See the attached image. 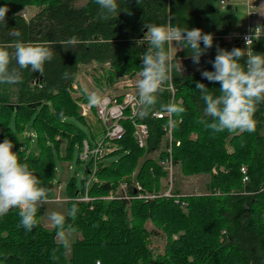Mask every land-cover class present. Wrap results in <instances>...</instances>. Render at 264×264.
Wrapping results in <instances>:
<instances>
[{"label":"trees","instance_id":"trees-1","mask_svg":"<svg viewBox=\"0 0 264 264\" xmlns=\"http://www.w3.org/2000/svg\"><path fill=\"white\" fill-rule=\"evenodd\" d=\"M219 4L220 0H124L125 11L105 20L100 18L96 0L81 7L75 6V0H0V6L7 7L5 20L0 21V49L11 57L20 41L46 46L53 52L43 74L19 70L11 60L9 67L20 71V81L0 85V141L7 138L13 142L12 150L37 176L47 199L54 196L57 158L60 162L73 161L79 146L76 162H83L79 156L85 133L76 122H84V118L72 96L80 66L110 64L114 73L108 72L109 85L118 76L135 75L141 71V56L150 47L141 41L147 32L145 25L170 21L174 26L198 27L212 34L213 47L204 54L209 59L202 67L212 70L209 61L217 46L234 47L225 38L232 26ZM30 5L38 10L27 20L20 11ZM14 32L20 35H11ZM69 39L75 43L65 49L61 42ZM252 51L264 53V36L254 42ZM189 58L187 49L180 50L174 59L180 61L181 74H172L165 91L157 94L156 104L140 106L149 112L146 118L137 117V122L149 128L146 147L138 145L134 126L129 119L124 120L126 132L117 141V150L98 162V180L89 187L88 194L96 199L92 209L90 202L72 199L68 203V211L73 203L78 207L77 214L65 221V230L78 234L72 256L68 259L65 246L57 242V229L42 225L41 204L37 207V226L31 232L20 225L19 209L0 216V264H264V102L255 104L251 133L214 132L202 123L208 118L203 117L204 104L195 84L204 83L213 95H219V84L209 83L199 71L189 69ZM245 59L241 58L242 65ZM65 72L69 73L67 78ZM33 104L36 107H31ZM167 104L184 108L183 113L173 114L172 134L180 141L179 146L172 145L173 161L186 176H209L206 187L210 194L181 196L179 203L173 197L99 199L116 191L122 182L128 184L129 193H134L135 180L144 191L162 189L167 173L160 162L169 155L165 130L169 121L157 119L153 113ZM31 128L38 134L37 146L32 148L28 139H21ZM193 134L197 137L192 138ZM23 142L27 150L21 151ZM156 151L158 157L150 158ZM115 155L117 159L112 161ZM91 166L87 161L81 189L70 179V197L85 192ZM242 166L250 178L245 184Z\"/></svg>","mask_w":264,"mask_h":264},{"label":"clouds","instance_id":"clouds-1","mask_svg":"<svg viewBox=\"0 0 264 264\" xmlns=\"http://www.w3.org/2000/svg\"><path fill=\"white\" fill-rule=\"evenodd\" d=\"M123 2L96 0L100 18L106 20L118 16L121 11H125L122 8ZM6 12L7 7L0 6V21L5 20ZM145 27L147 32L141 41H146L150 47L141 56L142 67L136 87L140 104L151 107L157 102V94L165 91L164 85L171 81L172 74H181L180 61H175L172 47L166 48L165 45L173 46L175 42V55L179 49H187L192 62L199 65L201 56L213 47V36L198 27L174 26L170 21L167 24H146ZM11 35L18 37L20 34L14 32ZM253 39L259 40L260 36L255 33L245 36L246 48L233 47L228 50L217 46L214 58L209 61L212 70L197 68L203 80L219 84V95H213L204 83L197 81L195 84L204 104L203 117L208 118L203 119L202 123L214 132L254 131L252 117L255 104L264 102V53L252 51L250 46ZM74 43V39L61 42L65 49L72 48ZM242 57H246L243 65L240 63ZM13 59L19 70L28 69L43 74L45 63L53 59V52L46 46L20 41L16 42L11 57L8 51L0 49V85L19 83L20 71L16 67H9ZM63 76L67 78L69 73L65 72ZM83 94L89 105L100 107L103 104V98L96 92L84 89ZM161 107L167 114L184 112L183 106L177 104ZM137 115L146 118L149 112L141 109ZM12 149L13 142L10 139L0 141V216L10 209H19L20 225L25 231L31 232L37 226V207L47 203L48 194L40 186L34 172L20 161ZM77 212L78 207L73 203L67 216L56 211L47 216L57 229L59 242L65 247L69 245L71 237V229L65 231L66 218L75 216Z\"/></svg>","mask_w":264,"mask_h":264},{"label":"built area","instance_id":"built-area-1","mask_svg":"<svg viewBox=\"0 0 264 264\" xmlns=\"http://www.w3.org/2000/svg\"><path fill=\"white\" fill-rule=\"evenodd\" d=\"M228 5L227 0H220V6L226 7ZM245 6L247 8V14H248V23L247 27L242 30H238L235 33L229 34L226 37L229 44L233 45L236 42H239L241 44V48H246L244 37L245 36H251L254 33L258 36L262 37L264 35V30L260 26H258L253 19L258 16V9L255 0H246ZM256 39H253L252 45ZM131 80L130 78H125L121 80L119 83L117 82L114 89H107L103 92L102 95H100L103 98V104L100 107L91 106L89 103L81 102V114L83 116L87 115L89 112L93 110V108L96 109V114L103 125L105 129V141H101L92 148L87 140H84L83 142V151L80 153V160L85 161H91L92 162V168L88 169L89 175L88 178L85 179V192L81 195H78L74 198L77 202H85L88 203L94 197L90 196L88 194L89 187L92 185L93 182H97V169H98V162H100L102 159H104L108 154L114 152L117 150V144H110L109 142H117L119 141L125 134V127L123 124V121L126 119H129L131 121L132 125L134 126L135 132L134 137L140 147H146L148 137H149V128L147 124L137 122V111L140 110V102L138 100V91H134L132 88ZM73 88L75 90H79V87L77 83L73 85ZM169 89L172 91V93L175 92V89L170 83ZM120 98L122 100H120ZM153 116L157 119H163L166 118L169 121L168 127L165 129L167 132V138H168V147L167 152L168 156L166 159L160 162V164L163 166L164 170L169 173V179L166 181V185H168V189L162 190V192H156L155 195H145L144 188L142 187L141 183L138 181H134V192H138L140 195H144V199L149 200L150 198L154 199L159 196H166V197H173L176 199V202H180V197L182 195L174 194V167L175 163L173 161V155H172V145L175 143L177 146L180 145V141H175L173 134H172V125H173V114H167L164 111H155L153 113ZM91 169V170H90ZM216 173V170H214ZM241 172L243 174V183L249 182L250 178L248 175L247 168L245 166L241 167ZM128 184L126 182L120 183L118 189L116 191H111L110 197H113L114 199L123 198L126 200H132L134 193H129L128 190ZM147 194V193H146ZM150 197V198H148ZM70 200V199H69ZM183 206L185 205V202H182ZM96 264H101V262H97Z\"/></svg>","mask_w":264,"mask_h":264},{"label":"rangeland","instance_id":"rangeland-1","mask_svg":"<svg viewBox=\"0 0 264 264\" xmlns=\"http://www.w3.org/2000/svg\"><path fill=\"white\" fill-rule=\"evenodd\" d=\"M88 1L89 0H75V6L81 7L84 4H86ZM234 1H242V0H234ZM245 1L246 0H243V2H237L238 4H233V8L231 10H227L226 7H224V8L221 7V10L226 14L227 19L235 28L237 26H244V25L247 26L248 14H247V8L245 6ZM37 10H38V7L36 5H30V6L24 7L20 12L27 20H29L31 17H33V15L36 13ZM253 21H254V19H253ZM168 46L172 47V51H173L174 47L176 46V43L173 42V46H171V45H168ZM80 68L81 69L79 70L76 83H77V85H79V83H80L81 87L78 86V87H80L79 90L72 92V96L77 101H81L82 103L88 102L85 100V96L83 94L84 89H87L89 92H96L97 94L102 95L101 92H104L107 89H114L117 82L119 83L121 80H123L125 78H130L131 84H132L131 88L134 91H138L136 85H137L138 80L140 79V72L136 73L135 75L129 74V75L118 76L114 79L113 83L109 82L110 83V85H109L107 82V79L110 76L108 74V72L114 73V70L111 71L112 68H111L110 64H108V63H106V64L92 63L89 66H80ZM98 80H99L100 84H98ZM93 85H96L98 88L97 87L94 88ZM76 124L78 126H80V128L84 131V133H85L84 137L89 142V144L92 148L97 146V144L99 142H101L103 140L105 141V135H106L105 129L97 117L95 108H93V110L90 112V114L87 118H84V122L78 120L76 122ZM196 137H197L196 134L192 135V138H196ZM166 138H167V135H166ZM166 140H168V138ZM106 142L110 143V144H117V142H109L107 140H106ZM36 146H37V144H35V147ZM29 147L32 148L31 145ZM78 152H79V146H76V148L74 150L75 159L73 161H69V162H63L62 161V162H60V160L57 158V161L59 163L57 162V166H56V172H57L56 173V181L64 182L69 178V182H70V179L76 180L77 186L79 188L82 186L81 184H82L83 177L85 176V169L87 167V161L78 164L76 162L77 156L79 154ZM62 153H63V151H62ZM158 155H159V151H156V152L150 154L149 157L155 159L158 157ZM112 159H113L112 161L116 160L117 156L116 155L113 156ZM108 162L109 161H106L105 163H108ZM91 168H92V166H91ZM214 170H213V172H214ZM136 173H137V171H136ZM166 173H167V175L163 179L162 190H166L169 188L168 185H166V181H168V179H169V173L167 171H166ZM208 181H209V176H207V175L186 176L182 173L181 167L179 165H175V167H174V187H173L174 194L182 195V196L195 195V194L196 195L197 194L198 195L210 194V192L208 191V189L206 187ZM52 186H53L52 190H53V194H54L56 183H54V185H52ZM162 190L161 189L159 191L158 190H153V191L147 190L145 192V195H155L156 193L154 191H156V192L161 191L162 192ZM110 194L111 193L109 192L107 195L99 197V199H102L105 201H113L114 198L110 197ZM143 196L138 194V192L136 191V192H134L133 198H134V200H136V199L146 200V199H144ZM165 197L159 196V197H156L154 199L165 198ZM148 198H150V197H148ZM99 199L97 198V200H99ZM94 200H96V199L94 198L91 201H89L91 204L90 209H92L91 207H92V203ZM149 200H153V199L150 198ZM146 201H148V200H146ZM182 205H183V203H182ZM52 211L60 212L62 214H67L68 213L67 202L66 201H53V202L48 201L46 204H44V214L42 217L44 223H51L47 219V216ZM147 227L149 229H152V227H153L152 223L148 222ZM46 229H48V228H46ZM68 230H65V231L67 232ZM77 237H78L77 232L74 230H71L70 243L67 247H65V254H66V257L68 259L72 256V245L76 241ZM174 238H177V235H174ZM56 240H57V242H59L58 237H56ZM159 243H160L159 246L163 245L162 242H156V245H158Z\"/></svg>","mask_w":264,"mask_h":264},{"label":"crops","instance_id":"crops-1","mask_svg":"<svg viewBox=\"0 0 264 264\" xmlns=\"http://www.w3.org/2000/svg\"><path fill=\"white\" fill-rule=\"evenodd\" d=\"M228 1V4H232L231 6H232V8H233V4H238L237 2H243V0L242 1H234V0H227ZM255 2H256V5H257V9H258V16L256 17V18H254V22L258 25V26H260L261 28H262V30H264V0H255ZM219 7H220V9H221V6H220V4H219ZM227 17V16H226ZM228 22H229V20H228ZM230 23V22H229ZM248 23V22H247ZM230 25L232 26V32L230 33V34H232V33H235L236 31H238V30H242V29H245L247 26H237L236 28L230 23ZM227 36V35H226ZM226 38V37H225ZM227 40V39H226ZM230 45V44H229ZM180 50H182V49H179L178 51H177V53H176V55L178 54V52L180 51ZM175 48H174V50H173V55H174V57L176 56L175 55ZM209 59V58H208ZM78 86H80L81 87V84L79 83V85ZM79 87V88H80ZM93 87L95 88V87H97L96 85H93ZM98 88V87H97ZM101 94H103V92H101ZM77 104H78V106H79V112H80V114H81V103H80V101H77ZM89 114H90V112L87 114V115H85V116H83L82 114V117L83 118H87L88 116H89ZM37 137H38V134H37V132L34 130V129H26L25 131H24V133L22 134V136H21V139L24 141V139H28L29 140V144L32 146V147H34L35 146V144H36V140H37ZM57 139H60V137H57ZM65 144V143H64ZM21 150H27V146L25 145V143L23 142V146H21ZM29 152V151H28ZM63 162H69L68 160L67 161H63ZM57 173V172H56ZM54 183H56V186H55V190H54V197L53 198H49V199H47V202L48 201H51V202H53V201H66L67 202V204L70 202V201H72V199H74L73 197H70L69 195H68V185H69V178L66 180V181H64V182H61V181H56V178L54 179ZM70 199V200H69ZM43 208H44V204H43ZM43 214H44V212H43ZM65 215H67V214H65ZM43 217V216H42ZM42 217H41V223H42V225L44 226V227H46V228H48V229H53L54 228V226L51 224V223H44L43 222V219H42ZM60 243V242H59Z\"/></svg>","mask_w":264,"mask_h":264},{"label":"water","instance_id":"water-1","mask_svg":"<svg viewBox=\"0 0 264 264\" xmlns=\"http://www.w3.org/2000/svg\"><path fill=\"white\" fill-rule=\"evenodd\" d=\"M226 9L227 10H231L232 9V6L230 4H228L226 6ZM234 47H240L241 48V44L239 42H236L234 44ZM207 59H208V56L207 55H202L201 56V59H200V63H199V65H197V64H194L192 62V59L191 58H189V60H188V68L191 69V70H193V71H197V68H201L202 69L203 65L207 62ZM36 105L37 104H33V105H31V107H36ZM9 106L12 109H14V106L13 105H9Z\"/></svg>","mask_w":264,"mask_h":264}]
</instances>
